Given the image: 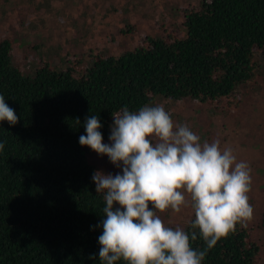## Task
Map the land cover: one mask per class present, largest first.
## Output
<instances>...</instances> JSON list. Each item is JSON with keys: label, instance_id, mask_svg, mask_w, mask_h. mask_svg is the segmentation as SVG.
Here are the masks:
<instances>
[{"label": "trees", "instance_id": "obj_1", "mask_svg": "<svg viewBox=\"0 0 264 264\" xmlns=\"http://www.w3.org/2000/svg\"><path fill=\"white\" fill-rule=\"evenodd\" d=\"M181 25L180 35L166 27L118 54L91 52L63 66L45 60L30 72L14 62L12 40L0 38V95L19 118L0 122V264H103L106 203L93 181L100 168L79 143L90 116H99L103 141L113 113L160 99L239 118L240 96L258 90L264 73V0H200L182 11ZM261 135L250 169L261 183L264 229V124ZM194 219L193 211L171 227L191 232ZM192 246L206 247L199 237ZM260 256L252 228L238 224L202 264H259Z\"/></svg>", "mask_w": 264, "mask_h": 264}, {"label": "clouds", "instance_id": "obj_2", "mask_svg": "<svg viewBox=\"0 0 264 264\" xmlns=\"http://www.w3.org/2000/svg\"><path fill=\"white\" fill-rule=\"evenodd\" d=\"M113 117L111 144L103 142L95 115L87 118L86 135L79 137L81 146L107 155L118 168L123 165L122 174L93 175L106 203L98 238L103 264H202L219 240L252 219L251 169L231 148L222 149L219 140L202 143L188 126L177 127L162 105L136 111L125 106ZM18 119L0 95V122L15 125ZM189 206L195 215L191 232L173 229L158 214ZM198 237L203 250L192 246Z\"/></svg>", "mask_w": 264, "mask_h": 264}, {"label": "rangeland", "instance_id": "obj_3", "mask_svg": "<svg viewBox=\"0 0 264 264\" xmlns=\"http://www.w3.org/2000/svg\"><path fill=\"white\" fill-rule=\"evenodd\" d=\"M199 1L0 0V38L12 40V58L24 72L32 71L45 60L63 66L67 60L78 56L86 60L91 52L118 54L141 41L146 34H162L166 27L180 35L182 11L196 7ZM257 84L258 90L254 93L240 96L238 119L224 118L221 114L205 117L207 107L196 101L160 99L155 106L162 105L177 127L188 126L202 143L219 140L222 149L231 148L238 162L244 161L251 166L256 163L263 139L264 73L259 75ZM103 142L111 144L110 139ZM88 154L104 174H122V162L118 168L107 155L101 156L91 148ZM252 170L257 176L254 165ZM255 178L258 179L252 177L248 193L253 217L247 225L261 246L259 264H264L263 192L254 186L261 184ZM193 211L189 206L182 208L180 213L169 209L158 214L171 227L184 224Z\"/></svg>", "mask_w": 264, "mask_h": 264}]
</instances>
